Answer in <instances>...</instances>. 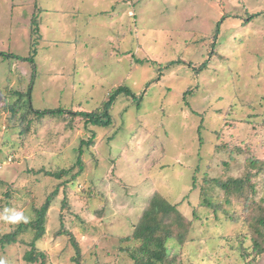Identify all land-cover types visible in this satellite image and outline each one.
<instances>
[{"label":"rangeland","instance_id":"374dc122","mask_svg":"<svg viewBox=\"0 0 264 264\" xmlns=\"http://www.w3.org/2000/svg\"><path fill=\"white\" fill-rule=\"evenodd\" d=\"M12 1L0 0V52L32 55L34 63L0 57V238L25 223L6 222L5 210L23 212L29 227L0 246V261L30 264L24 255L34 245V264H134L130 254L141 245L134 228L158 196L170 209L160 219L170 237L166 260L155 264H252L250 237L233 223L244 217L241 205L227 203L212 180L250 173L252 200L264 209V0H73L76 38L87 46L77 57L47 45L40 26L34 42L21 33L45 0L13 9ZM60 18L51 16L50 24ZM16 25L20 34L12 36ZM61 29L73 38L66 13ZM171 62L177 64L167 67ZM118 87L135 99L116 98L108 128L30 112H97ZM16 90L30 93V102L18 101ZM251 156L261 164L248 166ZM57 188L35 239V211ZM253 264H264V254Z\"/></svg>","mask_w":264,"mask_h":264},{"label":"trees","instance_id":"16d2710c","mask_svg":"<svg viewBox=\"0 0 264 264\" xmlns=\"http://www.w3.org/2000/svg\"><path fill=\"white\" fill-rule=\"evenodd\" d=\"M260 13L252 14L251 16L247 18L244 24L249 23L253 17H258ZM224 18L231 19L235 18L233 16H230L228 18L225 15H222V19ZM225 24V23H224ZM30 29L31 34L33 36H36L38 34V23L36 21V18H32L30 21ZM217 33H219V29L217 30ZM35 39L32 38V42H34ZM214 52V49L212 53ZM35 54V51H33ZM212 55V54H211ZM0 57L2 58H10L13 60H17L20 62H26L28 61L31 65L33 62V57L30 55V57L27 58H20L15 57L14 55H7L2 52H0ZM32 57V58H31ZM177 64V62H171L167 65V67H171L173 65ZM34 69V68H33ZM8 86L5 87L4 92L7 93ZM121 94L125 95L126 97H129L132 99H135V97L132 95L131 90L128 88L118 87L113 95L108 96V99L103 103L102 107L97 112H68L63 110H45V111H36L33 110L32 107H30V112L32 111L35 116L38 117H57V116H64L70 115L73 117H78L84 120L85 125H91L93 127L98 128H108L113 124L112 117L110 115V110L112 108L113 103L115 102L116 98L120 96ZM14 95L18 98V101L24 98L25 101L30 102V98L27 96L30 95V93L27 92L26 96L23 94H20V91L16 90V93ZM186 95V94H185ZM4 99V98H0ZM29 99V100H28ZM5 106V103H4ZM17 107H10V112H12L13 115L17 114ZM31 112V113H32ZM258 116H255L253 118H256ZM263 119H264V113H263ZM257 119L253 122L257 123ZM28 127V126H27ZM25 128V132L28 131V128ZM198 133H200V129L198 130ZM93 138H91L92 141ZM88 142V143H91ZM90 145V144H88ZM78 160L77 165L80 168V172L83 169L82 162H81V156L83 154L82 148L80 147L78 150ZM232 161H235V158L233 155L229 156ZM6 159H10V162L12 161L13 157H9ZM248 166L252 167L255 164H261L258 160H256L253 156L246 158ZM71 172V169L62 171L58 174H49L52 177L60 178L62 175L68 174ZM253 176L248 173L244 178L239 179H233L231 177H228L227 179H214L212 180V183L217 187L218 191L227 197L225 201L229 203L231 200H235L238 205H241V211L240 214L244 217L239 219H234L233 223H241L243 229L246 231L244 234H247V237H250L251 241V247L246 248L247 251L251 249L250 256L251 261H254L256 258L261 256V254H264V209L261 208V205L257 204L252 200V196L255 192V184L252 182ZM66 183V182H65ZM58 188L48 196V198L45 200V203L40 208V210L35 211L36 218L34 220V223H31L30 226H32L33 229L36 231V238L40 239L43 235V224L45 222V214L47 211V208L50 205L51 200L56 197L58 193ZM224 196V197H225ZM205 202V201H204ZM235 203V204H236ZM206 205L208 207H211L213 211H216L220 209L221 205L220 203H211L207 200ZM168 209L164 202L161 203V201L158 199V196H152L147 203L146 208L142 212V217L137 224V226L134 228V233L132 238L136 240L141 241L140 248L138 250L133 251L130 254L131 260L134 262V264H155L154 261H158L159 263H163L165 258L167 257L168 253L166 251V247L164 248L163 243L170 237V231L167 230L165 227L169 225V223H165L164 221H160L162 218H166L168 216ZM29 227V224L22 223L17 226V229L13 231V233L3 235L0 238V246L4 248L5 245L13 244L16 242L17 236L24 233L26 229ZM159 232H162L164 237H158L160 234ZM244 235V237H246ZM72 240V239H71ZM72 246L75 249V254L79 256V247L76 245L74 240L71 241ZM32 245V244H31ZM34 245H32V251L27 252L24 255V260L27 263L34 264L37 262V253L33 251ZM246 249H241L244 257L247 258L248 254H246ZM34 253H36L34 255ZM40 257H43V255H39ZM73 262L75 264L78 263V259L74 258Z\"/></svg>","mask_w":264,"mask_h":264},{"label":"crops","instance_id":"0c3cea01","mask_svg":"<svg viewBox=\"0 0 264 264\" xmlns=\"http://www.w3.org/2000/svg\"><path fill=\"white\" fill-rule=\"evenodd\" d=\"M24 2H25V0H13L11 2L12 3V9L15 5L14 3L22 5V4H24ZM37 4H39V3L37 2ZM72 4H73V0H57V2H55V3H53L52 0H45V2H42V5H43L42 9L41 8L36 9L35 7H37V6L35 5L33 7L34 8L33 14H35L36 11H37V13L35 15L32 14V18L34 16H36L34 18H36V21L38 23V34L36 36H33L31 34V29H30V26H31L30 20L32 19L31 17H30L31 19L28 17H25V19H28V21H27V28L28 29H27V32L21 31V33L26 34L28 38H31V40H32V38H35V37L39 38V36H40L39 26H40V28L42 29V33H43L42 38L47 45H50V46L53 45V46H51L52 48L62 47L63 49H65L67 51H73V54L76 57L78 55H82V53L87 50V46L82 43L81 38H79V39L76 38V33H79L77 21H78V17L80 16V13L75 11V7ZM38 6L41 7V5H38ZM38 9H39V12H38ZM0 10H1V8H0ZM71 10H73V11H71ZM52 12H56L58 14H52ZM65 13L67 16V21L69 23V27L73 28V38H71V39H68L67 36H65V30L61 29L62 28V22L64 24V21H65ZM100 14L103 15V13H100ZM54 15H60L61 17H63V19L60 18L56 22V24L53 26L50 24V20H51V16H54ZM40 16H43L44 26H42L39 22ZM96 16H97V14H95V17L90 16V18L95 19ZM105 24H106V22L102 23L101 26L104 27ZM55 33H56V36H54ZM19 34H20V31L18 30V26L16 25V28L11 33V35L12 36H15V35L19 36ZM73 43H76L74 48L72 50L68 49L67 45L73 44ZM112 51H113V56H115L116 55L115 48L112 47ZM25 75H27V73ZM22 78H25V77L20 76L19 79L21 80ZM248 262H251L253 264V261H251V260ZM242 264H247V262L243 261Z\"/></svg>","mask_w":264,"mask_h":264},{"label":"clouds","instance_id":"9594fccd","mask_svg":"<svg viewBox=\"0 0 264 264\" xmlns=\"http://www.w3.org/2000/svg\"><path fill=\"white\" fill-rule=\"evenodd\" d=\"M9 210H5L6 214L2 217L3 220L10 224H18L20 222H28L29 217L25 216L23 212L13 211L11 214H7ZM0 264H3L2 261H0Z\"/></svg>","mask_w":264,"mask_h":264}]
</instances>
